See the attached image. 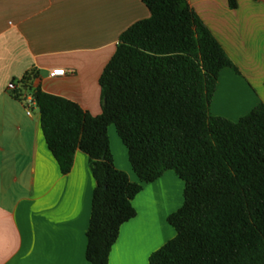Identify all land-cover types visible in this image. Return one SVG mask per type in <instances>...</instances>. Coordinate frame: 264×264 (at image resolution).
<instances>
[{"label":"trees","instance_id":"obj_1","mask_svg":"<svg viewBox=\"0 0 264 264\" xmlns=\"http://www.w3.org/2000/svg\"><path fill=\"white\" fill-rule=\"evenodd\" d=\"M141 1L149 16L119 34L99 75L100 113L41 90L34 69L12 90L15 98L32 94L62 174L76 150L89 157L95 186L85 258L109 264L121 224L136 214L133 198L172 170L183 182V201L166 218L175 234L148 264H264V104L235 121L212 115L219 72L235 65L187 0ZM109 125L137 181L116 168Z\"/></svg>","mask_w":264,"mask_h":264},{"label":"crops","instance_id":"obj_2","mask_svg":"<svg viewBox=\"0 0 264 264\" xmlns=\"http://www.w3.org/2000/svg\"><path fill=\"white\" fill-rule=\"evenodd\" d=\"M187 2L237 69H221L209 105L212 115L235 121L264 104V0H235V7L227 0ZM148 16L141 0H0V264H90L85 233L95 186L81 150L71 170L61 173L37 106L27 113L9 83L34 69V85L96 115L98 78L119 34ZM54 69L64 71L51 75ZM112 133L109 128L116 168L137 181L125 146L118 154L112 149ZM113 142L117 146L114 136ZM167 179L176 184L167 170L133 198L136 214L121 224L109 264H148L149 255L175 234L166 219L173 209L161 202ZM164 196L171 204L168 192Z\"/></svg>","mask_w":264,"mask_h":264},{"label":"rangeland","instance_id":"obj_3","mask_svg":"<svg viewBox=\"0 0 264 264\" xmlns=\"http://www.w3.org/2000/svg\"><path fill=\"white\" fill-rule=\"evenodd\" d=\"M109 128L112 130V132H113L112 134H113L114 138L117 140V146H116L115 143L113 142V136L111 137L112 149L115 151L116 154H118L119 153V146H120V149L124 148V146L121 143V141L119 140V138L117 137V135L115 134L114 126L111 125ZM168 174H171L175 178V181H176V184H173V183L171 184L169 179H167L169 186H168V188H166V192H168V195L170 196L172 203L168 204L167 202L162 201L163 198L166 197V196H164V195H166V192L163 194V198L161 199V202L164 203L163 205L166 206V208L168 210L173 209L171 211V212H173L178 207L177 205H181V203L183 201V196H182L183 182L175 175V173L172 170H168ZM166 176L167 175H165L164 178H167Z\"/></svg>","mask_w":264,"mask_h":264},{"label":"built area","instance_id":"obj_4","mask_svg":"<svg viewBox=\"0 0 264 264\" xmlns=\"http://www.w3.org/2000/svg\"><path fill=\"white\" fill-rule=\"evenodd\" d=\"M63 71H64L63 69H54V70H52V71L50 72V74H51V75L62 74ZM18 86H19L18 83H16V82H11V83H9L8 88H9V90L12 91L13 89L17 88ZM19 97L23 100V104H24V106H25V108H26V112H27V113L30 112V107H31V106H33V105L36 106L35 101H34V98H33V96H32L31 93H23V92L21 91Z\"/></svg>","mask_w":264,"mask_h":264}]
</instances>
